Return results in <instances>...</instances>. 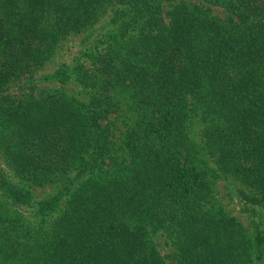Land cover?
Returning <instances> with one entry per match:
<instances>
[{"label": "trees", "instance_id": "16d2710c", "mask_svg": "<svg viewBox=\"0 0 264 264\" xmlns=\"http://www.w3.org/2000/svg\"><path fill=\"white\" fill-rule=\"evenodd\" d=\"M195 1L0 0V264H167L155 236L171 264H264V0ZM115 5L105 54L36 77Z\"/></svg>", "mask_w": 264, "mask_h": 264}, {"label": "rangeland", "instance_id": "374dc122", "mask_svg": "<svg viewBox=\"0 0 264 264\" xmlns=\"http://www.w3.org/2000/svg\"><path fill=\"white\" fill-rule=\"evenodd\" d=\"M182 1L175 2L172 5L167 4L163 8V15L165 18L166 24L170 23V12L173 10L174 6L181 3ZM186 3H196L195 0H185ZM202 4V3H201ZM204 10L208 11L209 14L213 17H216L220 20H225L226 14L224 11L216 6H211L204 4ZM120 5H115L109 7L103 13L100 20L93 26L89 27L82 33L78 35H72L64 39L60 45L59 49L56 52L54 58L43 68V70L36 76L41 78L42 76L52 74L62 65H67L70 68H74L78 64H86L89 66L91 63V56L97 54H105L112 45L115 44V37L119 35L121 28V22L123 19H119V22H114L116 20L117 11L121 10ZM39 88H48L50 90H67L69 95H75L83 101H88V95L81 92V88L78 84L66 83L67 86L62 85L60 82L54 83H45V81L37 82ZM23 86L21 83L16 82L11 85L9 92L13 95H18L22 93ZM126 105L121 108V113L112 115L110 121L113 123V132H114V142L120 143L119 140L122 134L127 130L128 121H130V115L127 112ZM201 126L198 125V128L192 129L191 136L194 140L201 142ZM0 171L8 172V166L5 163L4 158H2V151L0 150ZM228 180V179H227ZM241 189L234 180H229L228 182H219L218 183V195L221 201L225 202L227 208L232 211V213L238 217L243 222L247 223L246 215H242L239 200L234 203L231 201L233 194L237 195V190ZM48 189H38L36 190V195L39 197L42 193L47 192ZM238 196V195H237ZM154 241L158 243V249L161 254L165 257L167 264H171L169 256L173 253V248L169 247L168 244L164 242V239L161 237H153Z\"/></svg>", "mask_w": 264, "mask_h": 264}]
</instances>
